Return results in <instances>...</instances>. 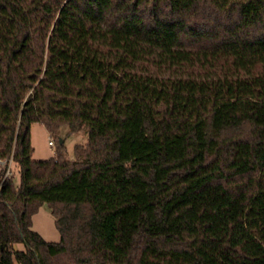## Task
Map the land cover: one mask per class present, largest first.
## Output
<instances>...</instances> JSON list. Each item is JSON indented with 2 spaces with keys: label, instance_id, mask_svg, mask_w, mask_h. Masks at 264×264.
<instances>
[{
  "label": "trees",
  "instance_id": "1",
  "mask_svg": "<svg viewBox=\"0 0 264 264\" xmlns=\"http://www.w3.org/2000/svg\"><path fill=\"white\" fill-rule=\"evenodd\" d=\"M0 160V264H264V0H0Z\"/></svg>",
  "mask_w": 264,
  "mask_h": 264
},
{
  "label": "rangeland",
  "instance_id": "2",
  "mask_svg": "<svg viewBox=\"0 0 264 264\" xmlns=\"http://www.w3.org/2000/svg\"><path fill=\"white\" fill-rule=\"evenodd\" d=\"M60 139L63 141V151L67 158H74V145L85 143L86 134L83 131L70 132L67 126L60 128L57 135L49 134L46 127L41 123H33L31 125V144L34 148L32 158L35 160H43L56 155V151L60 144ZM52 144H49V141ZM5 161L1 162L4 164ZM1 168V165H0ZM9 168L14 174V178L18 181V174L13 163H9ZM32 228L39 232L47 241L57 242L60 239L59 231L55 226L54 217L50 213L47 204L39 207L38 211L32 216ZM21 247V245H17Z\"/></svg>",
  "mask_w": 264,
  "mask_h": 264
},
{
  "label": "built area",
  "instance_id": "3",
  "mask_svg": "<svg viewBox=\"0 0 264 264\" xmlns=\"http://www.w3.org/2000/svg\"><path fill=\"white\" fill-rule=\"evenodd\" d=\"M49 144H52V141L51 140L49 141ZM9 174H10V171L7 170L5 175L8 176Z\"/></svg>",
  "mask_w": 264,
  "mask_h": 264
},
{
  "label": "crops",
  "instance_id": "4",
  "mask_svg": "<svg viewBox=\"0 0 264 264\" xmlns=\"http://www.w3.org/2000/svg\"><path fill=\"white\" fill-rule=\"evenodd\" d=\"M4 161V160H3ZM2 160H0V165H3V164H1V162H3ZM5 163V162H4ZM10 163V162H9Z\"/></svg>",
  "mask_w": 264,
  "mask_h": 264
},
{
  "label": "water",
  "instance_id": "5",
  "mask_svg": "<svg viewBox=\"0 0 264 264\" xmlns=\"http://www.w3.org/2000/svg\"><path fill=\"white\" fill-rule=\"evenodd\" d=\"M60 142H62V139H60Z\"/></svg>",
  "mask_w": 264,
  "mask_h": 264
}]
</instances>
